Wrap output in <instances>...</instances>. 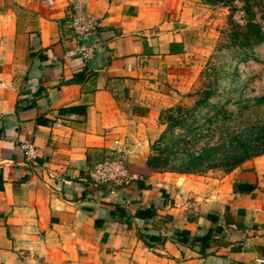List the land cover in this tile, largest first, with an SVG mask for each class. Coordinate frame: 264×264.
<instances>
[{"label": "crops", "instance_id": "1", "mask_svg": "<svg viewBox=\"0 0 264 264\" xmlns=\"http://www.w3.org/2000/svg\"><path fill=\"white\" fill-rule=\"evenodd\" d=\"M73 5L97 21L88 60L66 56L67 4L0 0V264H264V154L224 174L149 165L213 7ZM106 156L129 180L93 184Z\"/></svg>", "mask_w": 264, "mask_h": 264}, {"label": "rangeland", "instance_id": "2", "mask_svg": "<svg viewBox=\"0 0 264 264\" xmlns=\"http://www.w3.org/2000/svg\"><path fill=\"white\" fill-rule=\"evenodd\" d=\"M196 1L213 7L206 52L193 82L178 92L174 105L159 116L162 130L151 147L152 165L179 173L224 174L244 153L232 138L242 140L248 155H254L264 141V102L255 101L264 98V42L246 50L232 46L234 29L229 15L234 10L232 20L243 25L244 0L215 5L209 4L214 0ZM261 1L262 5L253 8V21L264 29ZM207 91L209 98L203 100ZM208 149L214 150L209 154ZM199 155L202 157L192 162Z\"/></svg>", "mask_w": 264, "mask_h": 264}, {"label": "built area", "instance_id": "3", "mask_svg": "<svg viewBox=\"0 0 264 264\" xmlns=\"http://www.w3.org/2000/svg\"><path fill=\"white\" fill-rule=\"evenodd\" d=\"M55 1L46 0L49 5H54ZM61 1L67 4L69 24L75 39L73 48L66 52V56L88 60L94 51L91 41L96 31L97 21L93 16L74 6V0ZM23 155L26 160H30L34 157V151L29 145H24ZM89 176L95 186L122 184L129 180L122 160L114 156H106L97 162L89 171ZM232 228L235 227L232 226Z\"/></svg>", "mask_w": 264, "mask_h": 264}, {"label": "trees", "instance_id": "4", "mask_svg": "<svg viewBox=\"0 0 264 264\" xmlns=\"http://www.w3.org/2000/svg\"><path fill=\"white\" fill-rule=\"evenodd\" d=\"M235 0H229V1H218V0H214L212 2H209L210 5H215L216 3H223V4H229L231 2H233ZM245 2V6L243 7V13L245 14L244 16V21L245 23L243 25L241 24H237L232 20V12L234 10H231V13L229 15V24L231 25V27H233L234 31H232V33L230 34V39H231V43L232 46L237 48V49H241V50H246V49H252L260 44H262L264 42V29L261 25H259L258 23L254 22L253 19L256 16L255 11H253L254 7H257L258 5H262V1L261 0H244ZM263 12H264V5L262 6ZM210 93L207 91L204 95H203V100H208ZM255 101L257 102H264V98H258L255 99ZM264 138V136H263ZM232 140H235L236 144H239L244 150L243 153V157L239 158V160L233 162V167L231 168L234 169L237 166L241 165L243 162L249 160L252 157H257L261 154L264 153V141L263 144L261 145V147H259L257 150H255V152L253 153L254 155H248L247 154V150L248 148H246V146L241 145L240 142H242V140L239 138L237 139L236 137L232 138ZM256 148V147H254ZM214 149H208L207 152H212ZM207 154V155H209ZM202 157V155L196 159H192V162H195L197 160H199V158ZM154 159L151 158L149 161V165L153 164L152 161ZM155 165V164H154ZM152 165V166H154ZM154 167H158V166H154ZM185 174H189L188 172H183Z\"/></svg>", "mask_w": 264, "mask_h": 264}]
</instances>
